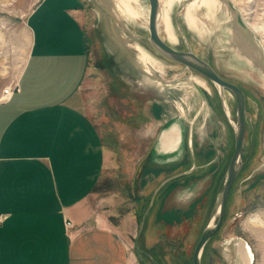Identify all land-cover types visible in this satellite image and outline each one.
Returning <instances> with one entry per match:
<instances>
[{"label": "rangeland", "instance_id": "374dc122", "mask_svg": "<svg viewBox=\"0 0 264 264\" xmlns=\"http://www.w3.org/2000/svg\"><path fill=\"white\" fill-rule=\"evenodd\" d=\"M40 1L0 0V95L20 81L27 66L32 47L28 20ZM190 1L176 3L170 12L178 42L169 39L164 22L162 35L176 49H191L210 63L247 98L244 163L202 264H237L241 239L253 250V264H264V233L247 223L251 215L264 222V70L257 58L239 50L231 30L237 28L236 13L227 3L229 10L222 8V19L229 22L221 27L204 7L199 8V24L207 30L201 34L186 21ZM230 1L243 19L245 13L264 28V0ZM82 2L89 64L80 99L111 154L97 195L110 198V219L122 227L134 250L147 212L137 244L141 250H136L140 264H193L195 247L211 219L235 151L236 97L228 90L222 95L204 75L159 52L149 39L147 14L133 20L116 10L113 0ZM101 7L108 18L99 12ZM253 36L264 48L261 37ZM136 45L165 64H152L150 74ZM196 78L208 86L195 83ZM173 133L182 135L181 142L167 150Z\"/></svg>", "mask_w": 264, "mask_h": 264}, {"label": "crops", "instance_id": "0c3cea01", "mask_svg": "<svg viewBox=\"0 0 264 264\" xmlns=\"http://www.w3.org/2000/svg\"><path fill=\"white\" fill-rule=\"evenodd\" d=\"M83 17L82 0L39 2L21 90L0 103V264H140L97 195L111 154L80 99Z\"/></svg>", "mask_w": 264, "mask_h": 264}, {"label": "water", "instance_id": "95a60500", "mask_svg": "<svg viewBox=\"0 0 264 264\" xmlns=\"http://www.w3.org/2000/svg\"><path fill=\"white\" fill-rule=\"evenodd\" d=\"M149 1H150L149 39L154 45V47L166 57L176 62H179L191 69H194L195 71L204 75L206 78L211 80L219 87L222 95H223V90L228 89L230 92H232V94L235 95L237 100V122L233 123L234 131H235V151L232 156L231 162L229 164L227 173L225 175V180L222 189L219 193L216 204L212 211L211 219L204 228L202 235L195 247V251L193 255V264H202V255L204 249L208 244V242L212 239V237L219 231L220 227L222 226L229 196L232 191V187L244 163V149H245L246 134H247L246 95L244 90L239 85L224 79L210 63L199 57L191 49L188 51L178 50L172 45H170L168 42H166L161 37L158 31L159 0H149ZM223 2L227 3L233 9V11H235L236 13L235 26L237 27L235 28V30L240 33L241 38L244 41H246L256 50L257 56L255 58H257L258 63L261 65V67L264 70V48L262 44L253 36L252 31L246 25L244 19L242 18L240 13H238L237 9L232 4V2L230 0H223ZM102 11L104 12L105 17L108 18V13L103 8ZM181 139H182V135H181ZM177 176H174L173 178ZM159 189L160 188H158V190ZM155 198L156 195L153 198L152 204L154 203ZM146 217H147V212L144 215L141 228L135 239V246H136V250L138 251L141 250L137 244L139 237L142 234L143 229L146 225Z\"/></svg>", "mask_w": 264, "mask_h": 264}, {"label": "bare ground", "instance_id": "6f19581e", "mask_svg": "<svg viewBox=\"0 0 264 264\" xmlns=\"http://www.w3.org/2000/svg\"><path fill=\"white\" fill-rule=\"evenodd\" d=\"M113 1L115 3L114 5H115L116 10L121 11L122 13L130 17V19L137 20L138 19L137 17L140 16V14H147L148 23H149V14H150V1L149 0H113ZM182 1L184 0H164V1L159 0L158 31L160 35L164 38V36L161 33V29H160L161 22H164L166 26V31L169 35V39L173 41L174 43L178 42V38L175 32L176 29L170 17L171 16L170 12L172 11L176 3H179ZM201 7H204L207 10V13L211 15V17H213L214 21L218 23V27H221V25H225L226 22L227 23L229 22L228 20L222 19L224 17V11L222 10V8L225 7L228 9V5H226V3L223 2V0H191L185 7V10L187 9L185 18H186L188 25L191 28H194V30L197 29L201 34H204L207 32L206 28H204V26H200L199 24L197 12L199 8ZM99 12L103 13V11L101 10ZM244 14L243 16H244V21L246 25L249 27L252 33L255 34V36L256 35L260 36L262 41L264 42V28L260 26L259 24L250 21L247 17H245ZM231 30H232V34H234L235 36V41L238 44L239 50L240 48H242L241 50L244 51V53L247 54L248 56L252 55L256 57L257 56L256 50L250 44H248L246 41H244L241 38V35L238 31H236L235 29H231ZM224 32H225L224 34L227 40L228 36L230 35V28L228 27V25H226ZM164 40L172 44V42L167 40L166 38H164ZM136 49L139 51L141 63L146 66L150 74L153 71L152 64L161 65V66L165 64L163 62L165 60H163L162 58L161 59L163 61H161V59L159 60L158 57H155L154 54H151L150 52L146 51L139 45L136 47ZM194 82L200 85L208 86L204 82V80H201L199 78H196ZM224 90H228V89H224ZM181 111L185 113V108H182ZM180 142H181L180 133H175V134L173 133L171 137H168V141L166 142L167 150L175 149L177 143H180ZM247 223L250 224V226L256 225L257 227L256 230L264 233V222L258 216L251 215L250 217H248ZM254 227H252V229ZM237 246H238L237 264H253L254 254H253V250L251 249L250 244L246 240L241 239L237 242Z\"/></svg>", "mask_w": 264, "mask_h": 264}, {"label": "built area", "instance_id": "2783aa9c", "mask_svg": "<svg viewBox=\"0 0 264 264\" xmlns=\"http://www.w3.org/2000/svg\"><path fill=\"white\" fill-rule=\"evenodd\" d=\"M20 90H21L20 81L6 86L0 95V103L7 102V101L11 100L12 97L16 93L20 92ZM4 218H5L4 215L0 214V224L4 221ZM71 225H72V223L70 221H67V226H71Z\"/></svg>", "mask_w": 264, "mask_h": 264}, {"label": "flooded vegetation", "instance_id": "af4514ba", "mask_svg": "<svg viewBox=\"0 0 264 264\" xmlns=\"http://www.w3.org/2000/svg\"><path fill=\"white\" fill-rule=\"evenodd\" d=\"M246 95V94H245ZM246 101H247V98H246ZM246 107H247V105H246Z\"/></svg>", "mask_w": 264, "mask_h": 264}]
</instances>
